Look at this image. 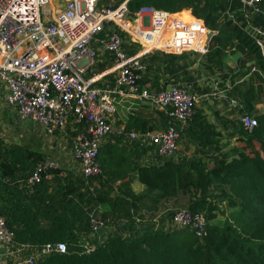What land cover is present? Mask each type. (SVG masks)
Wrapping results in <instances>:
<instances>
[{
  "label": "trees",
  "instance_id": "1",
  "mask_svg": "<svg viewBox=\"0 0 264 264\" xmlns=\"http://www.w3.org/2000/svg\"><path fill=\"white\" fill-rule=\"evenodd\" d=\"M143 7L168 13L183 11L185 17L188 11L207 30L218 31V36L227 42L236 41L238 49L254 58V75L261 84L258 91L264 92V59L249 28L262 26L260 16L248 13L251 18L246 22L241 6L233 0L127 2L130 14ZM259 7L264 9V2ZM234 9H240V19L247 28L230 20L232 16L227 11ZM221 17L223 21L219 23ZM190 22L200 26L198 22ZM214 55L219 58L220 50ZM165 56L169 59L165 70L169 71L176 60L186 55ZM142 61L146 64L143 78L159 71L158 54ZM153 85L159 90L156 81ZM243 96L245 114L253 117V89L248 88ZM165 118L159 122L161 128L167 126ZM255 118L257 124L251 131L241 122L239 141L243 147L234 148L236 152L230 157L220 153V135L196 111L186 132L189 141L201 149V157L180 161L164 158L140 166L128 157H113L103 147L97 158L102 169L100 176L85 178L73 170L59 168L47 171L51 179L42 175L40 182L31 187L27 186V180L36 166L49 157L48 153L37 144L6 143L0 138V216L14 232L18 245L34 250L45 244H66V253L39 257L35 264H264V114ZM156 128L159 126L135 114L128 118L125 130L143 134ZM115 139L126 142L125 138ZM138 147L139 141L130 144L133 150ZM135 177L145 187L141 194L131 189ZM114 182L118 185L113 186ZM187 191L199 194L189 199L186 209L204 214L207 221L204 237L197 238L188 229H155L152 225L140 234H130V230H136L135 219L143 220L141 207L148 204L156 208L155 205ZM224 202L229 214L220 206ZM91 213H100L105 223L108 219L116 222L123 233L127 231L128 238L110 235L102 244L94 245L93 252L78 254L77 246L82 240L93 243L83 236L90 235ZM122 221L126 223L120 226Z\"/></svg>",
  "mask_w": 264,
  "mask_h": 264
},
{
  "label": "built area",
  "instance_id": "2",
  "mask_svg": "<svg viewBox=\"0 0 264 264\" xmlns=\"http://www.w3.org/2000/svg\"><path fill=\"white\" fill-rule=\"evenodd\" d=\"M63 1L62 9L49 10L45 7L50 0H0V82L6 89V105L15 111L19 123L43 130L49 144L58 133L67 137L70 128L75 133L70 151L63 150L60 154L68 156L69 163L76 165L85 178L102 174L97 160L99 149L115 132L128 143L147 141L152 147V163L173 157L181 138L173 122L185 126L200 97L181 85L167 86L152 96L140 86L146 73L142 60L156 51L206 55L208 30L203 22L190 15L183 16L184 12L168 13L151 7L130 14L128 0L115 6H100L99 0ZM233 1L242 11L261 17V27L249 28L264 59V9L259 7L264 0ZM190 20L201 27L194 26ZM126 42L133 47V53L126 49ZM94 46L113 57L117 72L113 88L94 87L83 78L96 58ZM117 98L150 101L164 112L170 123L143 134L127 133L124 129L115 131L111 120ZM241 122L248 131L257 124L256 118L247 115ZM59 168L56 157L49 156L36 166L27 186L39 183L42 175L51 179L47 171ZM94 215H89L88 236L93 243L78 245V254H89L94 245L106 240L98 235L105 223ZM170 224L176 229H188L200 239L206 234L207 221L202 213L175 211ZM14 239V232L0 216V264H8L9 260L11 264H35L39 257L67 252L66 244L61 242L31 249L30 256L23 257V252L30 248L16 244Z\"/></svg>",
  "mask_w": 264,
  "mask_h": 264
},
{
  "label": "crops",
  "instance_id": "3",
  "mask_svg": "<svg viewBox=\"0 0 264 264\" xmlns=\"http://www.w3.org/2000/svg\"><path fill=\"white\" fill-rule=\"evenodd\" d=\"M50 1L51 3H53L52 0ZM60 1L63 4V5H60L62 9L65 1L63 0H60ZM242 12H243V17L246 19V22H247L248 18H251L249 16L250 13L248 14L247 11L246 12L242 11ZM186 13L187 15H189L188 11H186ZM227 13H229L230 16H232L230 17L231 18L230 20L233 22V24L238 25V26L240 25V26H243L244 28H247L244 25L246 24V22H242V20L240 19V17H242L241 15L242 13L240 12V9H237V10L234 9L231 12H229L228 10ZM237 16H239V18H237ZM197 27H200V26H197ZM210 32L211 30H208V33H207L208 50L210 52H212L214 49L215 51L217 49L218 51L220 50L219 60L212 61L213 63H215V65L212 64V69L217 75H221L222 79L227 75L230 76L226 81L222 80L224 91L226 92V98L227 100H229V101H226L228 103V106H229V102L231 104L238 105V103L234 100V97L237 98L239 94L244 95V93L246 92L248 88H252L254 90V96L251 99V105L253 107L252 116H256L255 114L257 113L258 115L264 114V107L259 106L257 102V96H256L257 90H259L261 84L258 80L257 81L250 80L251 77L253 79L256 78L255 75H252L254 74L255 71L252 72V69H250V72L248 71L249 66H252V68H254L253 66L255 62L254 58L249 57V54H246V51H242L238 49L236 41L227 42L223 38L218 36V31H215V32L212 31L213 34L211 36L209 35ZM125 46H126V49L130 53H133V50H131V48L133 47L131 45H129L126 42ZM94 49L96 50V58L92 65L94 66L93 72L89 74L87 78H84V79L86 81L92 82V86L94 87L113 88L115 85L114 79L117 74V72L115 71L116 66L114 64L113 57L111 54H109L107 51H105L103 48L99 46H94ZM157 52L158 51L148 53V55H146L145 57L150 56L155 53L159 54ZM189 54H192V53L168 54V55H176V56L184 55L185 56ZM212 56H213L212 54H209V57H212ZM216 58L218 59V56H216ZM159 72H160V69L156 73H159ZM232 76H236L235 80H231ZM188 79L189 78H185L183 81L190 83ZM141 80L142 81H140L141 82L140 86L147 89L151 93L152 96H154L158 91L166 88L167 86H171V85H181V86L190 87L188 84L184 83L182 80H179V79L177 80L172 79L169 82L166 81L165 83L159 82L160 81L159 79L157 80L159 82L158 83L159 90H157L156 86L155 85L153 86L154 81H152V85H151L145 81V78H142ZM248 80L250 81L249 85L245 86ZM190 90L194 92L195 89L194 90L190 89ZM196 91H199V90H196ZM5 95H6V89L4 88L3 84L0 82V128H3V131L0 132V138H2L6 143L18 144L16 141L17 138H15V135L17 133L16 131L17 128L13 127L12 125H13L14 120L17 123H19V121L17 119L15 111L6 105ZM244 105L245 106L243 110L245 111V107H246L245 102H244ZM235 110H236L235 106H229L227 108H223L222 104H219L216 108L214 107L211 108L210 106H208L207 108L201 107V108H197V110H194V114L196 111L199 112L200 117L203 120V122L209 123L212 126L213 130L220 135L221 137L220 143H219L220 149H221L220 145L223 146L225 143H227V140L231 139L233 147H235L237 143L238 133L235 132V130L237 128V125L241 126V124L239 123V121L235 123L233 122L235 121L233 118L234 117L233 113L235 112ZM135 114L140 115L142 118L146 119L148 122H150L151 125L158 124L162 119H166L165 118L166 115L164 114V112L160 110L156 105L151 103L150 101H138V100H132V99L117 98L116 112L111 120L113 129L115 131L120 130V129L125 130L128 118L131 115H135ZM191 119L185 124V126H180L179 123L173 122V124L177 127V129L180 131V134H181V138L178 143V150L175 153V155L171 157V159L175 161H180V160L190 159V158H198L202 156L200 154V152H202L201 149H199V147L196 144H194L193 142H190L188 139V133L186 132V128L188 126V123L191 121ZM169 123L170 121L168 119L167 124ZM28 126H30L31 128V132L33 133V136H36L42 139L43 144H44L43 140L49 141L43 136V130H41L39 127L33 126L31 124H29ZM8 132L10 136H13L14 138L13 137L8 138L7 137ZM28 133L29 132L25 134L30 135ZM72 133L73 131H70V128H67V137L64 138L58 133L52 140L53 143L56 144L55 149L58 148L57 149L58 152H56L57 154L55 155L56 160H58L60 167L62 166L61 168H64L65 170H72L73 168L71 167L72 169H68V166L71 165V163H69L68 156H64L60 153H63V150H65V153H69L70 148H71V138H72L71 134ZM25 134L24 132H22L20 135L26 136ZM57 137H59L60 141L56 143V140H58ZM115 137L123 138V139L125 138L124 136H120L117 134V132H115L101 143L100 148L105 147V151L107 153L108 152L112 153L113 157H117L119 155L123 157H128L129 159L133 160L135 164L140 165V166L152 164V159H151L152 157L151 155H153L152 147L147 144V141H139L138 150H133L134 148H130L131 143L123 142L122 139H121V142H118L116 141ZM30 141L31 140L28 139L27 141H25V144H29V143L32 144V142ZM35 144L39 146L40 143H35ZM51 147H53V144L51 145ZM63 147H65L66 149H63ZM49 149H50V146H49ZM225 150L226 149L223 147L220 153L224 152ZM233 151H234V148H233ZM208 155L211 156V153H208ZM214 155H217V154H214ZM112 161L114 162L115 160L112 159ZM204 161H207L209 163L212 162L210 159L209 160L204 159ZM74 173H77V172L74 171ZM116 185H118V182L113 183V186H116ZM131 189L136 194H141L145 191V187L136 179V177L133 179V182L131 184ZM170 199H174V198H170ZM170 199H167L163 201L162 203L155 205L156 208H154V206L151 207V205H148V204L145 207H141V213L143 211L144 214L148 216L149 214L152 215V219L151 220H148V218H146L145 220L135 219L136 224L134 226L136 227V230L135 231L130 230V234L133 235L135 232H138L140 234L142 230H144V228L152 224L156 225L155 229L168 230L167 228H172L170 226L171 225L170 217H168V214H166L165 216V213L171 210L170 208L175 207L171 203L173 202V200H170ZM150 207H151V210L149 211L148 209H150ZM125 223H126L125 221H122L119 225L123 226ZM111 229H112L111 225H108V226L105 225V228L101 232L98 233L99 239L101 240H104L105 238L107 239L109 234H111ZM126 232L127 231H124V233ZM83 236L84 237L87 236L88 238L89 235H83ZM126 236H129V235L127 234ZM30 253H31L30 249L24 251L23 257L30 256ZM5 264H7V262H5ZM8 264H11V260H9Z\"/></svg>",
  "mask_w": 264,
  "mask_h": 264
},
{
  "label": "rangeland",
  "instance_id": "4",
  "mask_svg": "<svg viewBox=\"0 0 264 264\" xmlns=\"http://www.w3.org/2000/svg\"><path fill=\"white\" fill-rule=\"evenodd\" d=\"M123 1H120V0H99V3H100L99 5L100 6H107V5L115 6V5L120 4ZM52 2L53 3L47 5L45 7V9H49V10L61 9L60 5H63V4H62V2L60 0H52ZM222 19H223V17H221V20H219V23H221L223 21ZM215 31L216 30H213V32H215ZM211 32H212V30H211ZM208 52H210V51H208ZM159 53L160 54H158L159 55L158 64H159V67H160V72L159 73H151V74L147 75V77L145 78V81L147 83L152 85V81H156L157 83H159V82L165 83L166 81L169 82L172 79L173 80L179 79V80L183 81L185 78H189L188 81H190V83H187V82H184V81L183 82L190 86V87H188L189 89H192V90L195 89L194 92L200 97L199 102H198L199 104L197 105L195 110H197V108H201V107H206L207 108L208 106H210L211 108L212 107L216 108L219 104H222L223 108H227L229 106H235L236 110L233 113V116H234L233 118H234L235 121H233V122L235 123V122L239 121V123L241 124V119L245 115L244 114L245 111L243 110V108L245 106L244 105V100H243L244 96L242 94H239L237 98L234 97V100L238 103V105H234V104H231L229 102V106H228V103L226 101H229V100H227V98H226V92L224 91V87H223V84H222L223 81L222 80L226 81L230 76L227 75V76L224 77L225 79L224 78L222 79L221 75H217L213 71L212 64L215 65V63H213L212 61L213 60L214 61L219 60V58L217 59L216 56L214 55L215 49L212 52L207 53L204 56H198V55H195V54L186 55L185 57H182L181 59L176 60L175 61V67L171 68V70H169V71H165V69H164L165 66L168 65V61H169L168 57H166L165 56L166 54H164V53H161V52H159ZM209 54H212L214 57L213 56L209 57ZM93 67L94 66H91V68H90L91 70L87 71V72H85L83 74V78H87L88 75L93 72ZM250 69H252V66L248 67V71L249 72H250ZM252 75H254V74H252ZM235 77L236 76H232L231 80H235ZM159 79H160V81L158 82L157 80H159ZM250 80L257 81V78L253 79L251 77ZM249 82L250 81L248 80L247 83L245 84V86H248ZM173 83H174V81H173ZM196 90H199V91H196ZM256 96H257V102H258L259 106H263L264 107V92H259L257 90V95ZM255 115H258V113L255 114ZM253 117L255 118V116H253ZM28 125L27 124L17 123L15 120L13 121V125L12 126L17 128L16 129L17 133L15 135V138H17V140H16L17 143L18 144H22L25 141H27L28 139H30L31 140L30 142H32V144L40 143L39 144L40 148L41 149L43 148L45 150V152L48 153L47 155L55 156L57 154L56 151L58 149V148L55 149V145L56 144L55 143L49 144L48 143L49 141H47V140H43V142H44V144H43L42 143V139H40V138H38L36 136H33V133L31 132V128ZM154 126H159L160 127V124L159 123L158 124H154ZM240 128H241V126L237 125V128L235 130V132L238 133L237 134L238 139H237V143H236L235 147H233L231 139L227 140V143H225L223 146L220 145L221 149H223V147L226 149L222 153L226 154L228 157H230L231 155H233L236 152L235 150L233 151V148H238L239 149V148L243 147V144L239 141L240 138L242 137L241 132H239ZM156 129H159V128H156ZM1 131H3V128H0V132ZM22 132H24V134L29 132L28 134H30V135H26V134H25L26 136L20 135ZM7 137L8 138H12L13 136H10V134L8 132L7 133ZM57 138H58V140H56V143L60 141L59 137H57ZM220 139H221V137H220ZM52 144H53V147L51 149H49V146H51ZM52 152H54V153L52 154ZM169 158H171V157H169ZM68 169L74 170L75 172H77L75 174L79 175V172H78V169H77L76 165H72L71 164L70 166H68ZM196 197H199V194L196 195L192 191H187L185 193L179 194L174 199H170V200H173V202H171V203L175 207L170 208L171 210L168 211L167 213H165V216H166V214H168V217H170L171 213H174L175 211H178V210L186 209L189 199L192 200V199H195ZM220 206L226 211L227 214L230 213V210H229V208H228V206H227V204L225 202L221 203ZM147 208H148V206H147ZM150 209H151V207H150ZM141 215L143 217V220H145L146 218H148V220L152 219V215L149 214V216H148V215L144 214L143 211H142ZM94 216L99 218L100 220L104 221L103 216L100 213L99 214H95ZM108 221H109V219L106 220V223L105 222L104 223H105L106 226L111 225L112 229H111V234H109V236L110 235H112V236H116L117 235V236L125 237L126 239L128 238L126 236L128 233H123L122 230H120L116 226V222H113V221H109L108 222ZM152 227L155 228L156 225L152 224ZM167 229L168 230H173V229H176V228L172 227V228H167ZM86 242L87 241L82 240V243H86Z\"/></svg>",
  "mask_w": 264,
  "mask_h": 264
},
{
  "label": "water",
  "instance_id": "5",
  "mask_svg": "<svg viewBox=\"0 0 264 264\" xmlns=\"http://www.w3.org/2000/svg\"><path fill=\"white\" fill-rule=\"evenodd\" d=\"M212 34H213V33H212V32H210V34H209V35L211 36Z\"/></svg>",
  "mask_w": 264,
  "mask_h": 264
}]
</instances>
